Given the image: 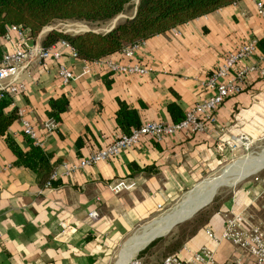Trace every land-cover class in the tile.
<instances>
[{
    "label": "crops",
    "instance_id": "crops-1",
    "mask_svg": "<svg viewBox=\"0 0 264 264\" xmlns=\"http://www.w3.org/2000/svg\"><path fill=\"white\" fill-rule=\"evenodd\" d=\"M177 29L178 34L168 29L143 39L134 52V60L151 67L147 76H123L91 63L84 70L82 60L66 55L61 61L73 73L67 84L55 78L49 65L34 75L13 105L30 122L50 164L58 169L74 163L120 133L114 120L118 101L134 109L140 123L173 122L166 104L175 102L184 112L208 95L203 85L207 74L246 38H264V16L257 13L255 0H237ZM261 47L264 41L248 61L264 69ZM110 57L118 60L121 55ZM60 94L67 96V107L49 132L44 127L48 99ZM213 117L200 132L177 131L159 141L143 136L115 158L68 174L58 172L56 185L48 187H39L35 172L15 163L5 136H0V264H106V255L121 238L216 170L240 136L255 141L264 134V75H247L242 90L225 97ZM7 132L22 151L32 142L23 135L18 117ZM117 180L131 186L114 192L109 186ZM90 210L96 211V219L87 217ZM241 210L264 220V172L218 200L184 245L213 249L217 262L233 264L234 247L228 241L215 245L204 228L218 235L221 214ZM60 221L66 222L65 230ZM129 246L115 264L128 260Z\"/></svg>",
    "mask_w": 264,
    "mask_h": 264
},
{
    "label": "built area",
    "instance_id": "built-area-1",
    "mask_svg": "<svg viewBox=\"0 0 264 264\" xmlns=\"http://www.w3.org/2000/svg\"><path fill=\"white\" fill-rule=\"evenodd\" d=\"M255 7L257 13L264 16L261 0H255ZM170 30L173 34L179 33L177 28H170ZM38 38L39 32L34 38L28 39L21 27L11 23L6 25L4 33L0 35V98H8L12 105L13 100L25 91L30 81H33L34 75L45 70L50 64H55V78L61 84H67L73 78L71 67L61 61L64 55L75 57L74 49L69 43L64 39H59L46 47H41L37 41ZM30 39L33 42L28 45L27 42ZM141 42L142 40L123 46L119 50L121 57L118 60L110 56L89 62L82 60L83 68L86 70L88 64L91 63L97 68L123 76H147L151 67L134 60L133 57ZM256 43V38L248 37L236 49L226 53L220 59L203 80V85L207 87L209 94L185 109L183 117L179 121L168 123L148 120L131 128L126 134L118 133L110 142L88 153L78 161L71 164L62 163L58 169L52 170L44 187L49 186V180L54 179L58 172L68 174L76 169L115 158L122 150L136 145L143 136L159 141L177 131L200 132L204 130L214 122L213 111L224 98L242 90L247 75L255 71L264 75V69L260 68L256 61H248L255 54ZM16 112L23 135L39 146L41 142L37 139L28 119L22 115V110L17 108ZM55 125L56 121L52 118L47 119L44 123L45 129L49 132ZM239 141L241 143L247 140L240 136ZM130 186L123 180H117L109 188L117 192ZM156 208L161 209V206L158 204ZM87 217L90 220L96 219V211L90 210ZM221 218L223 222L221 232L215 235L210 228L205 227V235L215 245L221 241H228L234 247L237 255L234 257L233 264H264V220L256 219L244 210L224 212L221 214ZM59 225L62 230L67 228L66 222L60 221ZM183 255L184 257H182ZM124 264L146 263L132 256ZM157 264L222 263L214 259L213 249L205 246L190 249L183 244L176 253L164 256Z\"/></svg>",
    "mask_w": 264,
    "mask_h": 264
},
{
    "label": "trees",
    "instance_id": "trees-1",
    "mask_svg": "<svg viewBox=\"0 0 264 264\" xmlns=\"http://www.w3.org/2000/svg\"><path fill=\"white\" fill-rule=\"evenodd\" d=\"M132 0H0V35L7 24H16L22 28L26 37L36 34L53 20L105 21L122 12L124 6ZM237 0H137L131 16L117 21L107 31L83 30L64 32L50 29L39 39V45L46 47L59 39H64L74 49L76 60L92 61L111 56L128 44L141 41L170 28H178L184 22L202 16ZM264 38L256 40L263 43ZM264 51V47H261ZM70 57V56H68ZM72 58V57H71ZM55 70V64H50ZM50 68V67H49ZM55 72V71H54ZM115 111V123L120 133L126 134L130 128L139 126L136 111L118 101ZM49 109L46 115L55 121L67 107V96L60 94L48 99ZM16 107L8 98H0V136L14 153L17 165L35 172L36 183L44 186L55 164L48 162V154L40 146L29 142L22 151L18 144L7 136L8 127L17 118ZM166 110L173 122L183 117V111L175 102H168ZM56 179H50L49 185L55 186Z\"/></svg>",
    "mask_w": 264,
    "mask_h": 264
},
{
    "label": "rangeland",
    "instance_id": "rangeland-1",
    "mask_svg": "<svg viewBox=\"0 0 264 264\" xmlns=\"http://www.w3.org/2000/svg\"><path fill=\"white\" fill-rule=\"evenodd\" d=\"M137 0H132L130 3L126 4L122 10V12L118 13L115 17L105 20V21H84V20H53L51 23L46 25L39 31V35L42 36L47 28H54L56 30H61L64 32L73 33L83 30H94V31H105L112 24H115L117 21L129 17L132 15L134 11V6ZM264 152V134L255 141H243L241 143H236L232 147L231 155L227 160H225L216 170L210 172L203 177H201L197 182H200L198 185H194L192 188L186 189L181 192L176 198H174L167 206L162 208L161 211L156 212L152 217L145 220L144 222L139 223L134 229H132L128 234H126L121 240H119L110 252L106 255V264H115L121 253L125 252L127 246H129V242L134 237L135 233L141 232L145 229V227L154 223L156 220L164 219L169 213H171L174 209H177L181 206L183 201L187 199L190 193L197 188L199 185L203 183L204 180L209 177L215 176L221 171L227 169L231 166L236 160H239L246 156H251L253 158L259 157ZM225 168V169H224ZM255 169L247 172L242 177L244 179L240 181H230L229 183H225L220 187H217L214 193H210L206 196L205 200L212 194L211 199L208 203L200 207L189 217L184 220L177 222L173 226L169 228V223L162 230L158 231L151 239L147 242L143 243L137 252H135L132 256L141 259L146 264H157L164 256L174 254L178 251V249L188 242L189 239L202 227L204 224L208 213L214 209V204L225 197L226 194L230 192V190L235 187L237 184L242 182L243 180L250 179L254 176H257L264 172V167H262L257 172L253 173ZM246 177V178H245ZM239 179V178H237ZM203 180V181H202ZM236 181V182H235ZM204 200V201H205ZM202 203V202H201ZM200 204V203H199ZM192 211L189 209L187 214ZM161 234V235H160ZM160 235V236H158ZM141 237V236H140ZM155 237V238H154ZM147 243V244H146ZM146 244V245H145ZM133 245V242L130 244V249ZM145 245V246H144ZM122 262V261H121ZM121 264V263H119Z\"/></svg>",
    "mask_w": 264,
    "mask_h": 264
},
{
    "label": "bare ground",
    "instance_id": "bare-ground-1",
    "mask_svg": "<svg viewBox=\"0 0 264 264\" xmlns=\"http://www.w3.org/2000/svg\"><path fill=\"white\" fill-rule=\"evenodd\" d=\"M263 165H264V152H262L261 156L256 158H253L251 156H246L239 160H236L227 169L224 168L225 170L221 171L217 175L209 177L208 179L204 180L201 185H199L190 193V195L187 197V199L183 201V203L179 208L174 209L164 219L156 220L154 223L152 222L151 225L145 227L144 230H142L137 234L136 239L133 240L134 241L133 246L128 251L127 259L131 258L132 255L135 252H137V250L143 243L147 242L149 239L152 240L153 239L152 237L158 231L162 230L166 225L173 222L174 220L186 216L187 211L189 209H193L199 203L203 202L206 196L214 191V187L216 185H218L217 187H220L221 185L225 183H229L230 181H234V180L240 181L243 179L244 177L243 175H245L247 172L255 169V171H253V173H255L258 170H260L263 167ZM168 230L169 229H167V231Z\"/></svg>",
    "mask_w": 264,
    "mask_h": 264
},
{
    "label": "water",
    "instance_id": "water-1",
    "mask_svg": "<svg viewBox=\"0 0 264 264\" xmlns=\"http://www.w3.org/2000/svg\"><path fill=\"white\" fill-rule=\"evenodd\" d=\"M113 25H114V24H112L107 30L111 29V28L113 27ZM50 29H54V28H48L47 31L50 30ZM107 30H105V31H107ZM32 42H33V40L30 39V40H28L27 44L30 45V44H32ZM263 167H264V165H263ZM220 184H221V183H220ZM217 186H218V185H216V186L214 187V191H215V189L217 188ZM214 191L212 192V194L214 193ZM212 194L208 197L207 200L203 201L202 203L198 204L195 208H193L192 211H190L186 216L174 220V221L169 225L168 229H169L171 226H173L174 224H176L177 222H180V221L184 220L185 218L189 217L191 214H193V213H194L196 210H198L200 207H202L203 205H205L206 203H208V202L210 201V199H211Z\"/></svg>",
    "mask_w": 264,
    "mask_h": 264
}]
</instances>
